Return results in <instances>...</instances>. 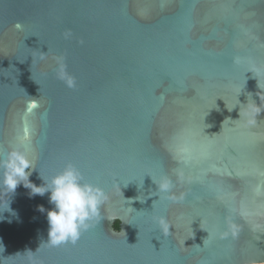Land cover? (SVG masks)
I'll return each mask as SVG.
<instances>
[{"label":"water","instance_id":"obj_1","mask_svg":"<svg viewBox=\"0 0 264 264\" xmlns=\"http://www.w3.org/2000/svg\"><path fill=\"white\" fill-rule=\"evenodd\" d=\"M256 106L264 0H0V156L109 197L51 246L50 194L0 189V264H264Z\"/></svg>","mask_w":264,"mask_h":264},{"label":"clouds","instance_id":"obj_2","mask_svg":"<svg viewBox=\"0 0 264 264\" xmlns=\"http://www.w3.org/2000/svg\"><path fill=\"white\" fill-rule=\"evenodd\" d=\"M60 78L68 87H74V80L71 77L61 72ZM261 111H264V108L256 106V116ZM33 169L32 160L19 148L0 156V189L14 193L18 185L23 184L31 189L32 195L43 196L49 193V203L53 207L47 211V240L51 246H59L67 241L74 243L81 232L90 227V221L100 216L102 206L109 199L108 194L102 188L85 182L82 174L71 163L49 180L43 179L44 184L39 187L30 183L28 179ZM153 183L156 185V191L171 192L170 178L163 177L158 183ZM40 210L44 211L43 208ZM159 224L164 227L166 220L161 217Z\"/></svg>","mask_w":264,"mask_h":264},{"label":"trees","instance_id":"obj_3","mask_svg":"<svg viewBox=\"0 0 264 264\" xmlns=\"http://www.w3.org/2000/svg\"><path fill=\"white\" fill-rule=\"evenodd\" d=\"M114 227H115V229H118V228H119L118 222H116V223L114 224Z\"/></svg>","mask_w":264,"mask_h":264}]
</instances>
